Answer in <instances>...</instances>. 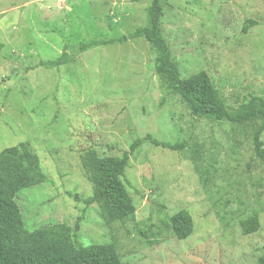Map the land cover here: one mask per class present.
<instances>
[{
	"label": "rangeland",
	"instance_id": "374dc122",
	"mask_svg": "<svg viewBox=\"0 0 264 264\" xmlns=\"http://www.w3.org/2000/svg\"><path fill=\"white\" fill-rule=\"evenodd\" d=\"M150 2L0 0V151L28 142L48 179L17 193L25 226L78 221L75 242H111L123 264H255L264 255V163L248 131L193 115L166 92L143 37L79 50L78 40L148 25ZM160 25L180 77L205 71L230 109L264 98V0H168ZM61 54L57 68L39 64ZM136 138L123 175L134 219L107 224L82 201L91 186L79 156H121ZM180 209L193 220L186 239L168 227ZM253 213L259 228L243 235Z\"/></svg>",
	"mask_w": 264,
	"mask_h": 264
},
{
	"label": "trees",
	"instance_id": "16d2710c",
	"mask_svg": "<svg viewBox=\"0 0 264 264\" xmlns=\"http://www.w3.org/2000/svg\"><path fill=\"white\" fill-rule=\"evenodd\" d=\"M167 1L151 0L148 25L136 27L116 38L78 40L79 50L86 51L102 44L143 37L156 49L153 67L160 86L168 93L178 94L193 115L227 121L239 131H248L254 154L264 163L261 140L264 131V98L250 95L236 109H230L205 71H198L186 78L180 77L177 64L161 34L160 19ZM66 62L65 54H61L53 59L41 60L39 64L46 68H57ZM145 140L171 150L181 147L158 142L151 136H146ZM141 142L142 138H136L121 156H100L94 149L85 150L79 156L81 168L91 186V194L82 201L86 205L96 203L107 224L134 219L135 208L123 175L129 155ZM47 180L40 168L39 157L28 142L0 151V264H123L116 246L111 242L87 245L75 242L73 231L78 228V221L74 228L66 222L43 224L31 230L25 226L16 202L17 193ZM67 194L75 200H81L76 194ZM240 226L243 235L255 232L259 228L258 215L253 213L246 217ZM168 227L176 238L186 239L193 230L192 217L186 209H180L170 216ZM255 264H264V255L258 257Z\"/></svg>",
	"mask_w": 264,
	"mask_h": 264
}]
</instances>
